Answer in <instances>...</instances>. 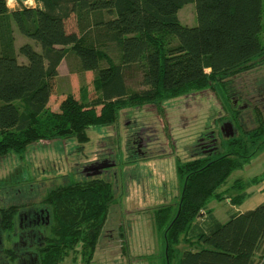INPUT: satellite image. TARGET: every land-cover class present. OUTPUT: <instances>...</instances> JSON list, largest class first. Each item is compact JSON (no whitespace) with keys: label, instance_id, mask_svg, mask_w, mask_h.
Returning <instances> with one entry per match:
<instances>
[{"label":"trees","instance_id":"1","mask_svg":"<svg viewBox=\"0 0 264 264\" xmlns=\"http://www.w3.org/2000/svg\"><path fill=\"white\" fill-rule=\"evenodd\" d=\"M34 1L26 6L18 0L9 8L0 0V154L23 153L43 138L85 141L88 128L112 125L122 108L207 88L218 93L237 124L227 80L264 64V0ZM191 2L197 19L192 25L178 17ZM15 28L26 39L18 45ZM69 54L79 71L93 73L96 96L87 103L68 95L49 111L58 68ZM255 118V128L238 126L216 154L176 162L179 203L154 209L156 235L148 245L156 249L160 243L153 264H173L179 242L188 245L179 264H264V201L239 211L245 191L225 199V221L210 207L232 171L264 150L262 113ZM263 179L264 170L250 182ZM160 180L159 192L167 186Z\"/></svg>","mask_w":264,"mask_h":264},{"label":"rangeland","instance_id":"2","mask_svg":"<svg viewBox=\"0 0 264 264\" xmlns=\"http://www.w3.org/2000/svg\"><path fill=\"white\" fill-rule=\"evenodd\" d=\"M21 1L26 5L25 0ZM7 5L14 8L18 0H13L12 5L7 0ZM178 17L183 23L195 24L194 3H187L179 9ZM15 35L17 45L26 40L20 37L16 28ZM27 41L30 40L27 38ZM77 67L70 54L62 60L49 99V111L56 110L68 95L87 103L96 96L90 82L93 73L79 71ZM227 81L234 89L252 81L264 84V64L256 62L254 67L238 72ZM228 99L231 105L230 96ZM223 102L213 88L196 90L155 104L122 108L112 125L88 128L89 139L85 141L76 136L43 138L29 142L23 153L9 151L0 154V198L3 199L0 204L5 205L8 196L16 194V190L29 193L37 200L52 189L49 193L55 194L56 198H52L51 209L57 227L53 228L44 258L42 254V264H86L85 261L87 264H153L160 243L157 240L156 249L148 245L156 235L152 220L154 209L179 203L181 182L176 174V162L193 158V144L198 132H205L211 125L218 129V122L227 114ZM244 122L248 124L246 120ZM138 132L146 141L145 151L141 154L133 151L131 143ZM125 134L130 138L128 153L123 147ZM73 146L78 150L77 154L67 153V149ZM258 151L251 161L232 171L220 187V196L211 200L210 207L221 221L228 218L226 209L229 206L225 199L245 191L247 195L235 207L237 210H248L264 201V179L260 183L250 182L264 170V150ZM109 153L120 169L112 167L108 172L92 177L81 173V163L93 162ZM131 162H137V168ZM114 170L118 180L137 179L143 188L148 187L146 193L159 192L160 179H165L167 186L161 191L165 200L144 197V193L138 192V200L123 201L121 207L122 191L112 179ZM121 170L127 176H123ZM152 172H158L159 177ZM174 179L176 182L170 184ZM238 183L241 187L235 188L234 184ZM184 248L188 245L183 242L175 245L171 255L173 264H179L180 252ZM51 255L54 258L51 259Z\"/></svg>","mask_w":264,"mask_h":264},{"label":"flooded vegetation","instance_id":"3","mask_svg":"<svg viewBox=\"0 0 264 264\" xmlns=\"http://www.w3.org/2000/svg\"><path fill=\"white\" fill-rule=\"evenodd\" d=\"M229 96L231 108L237 112V116H235L237 124L233 117L234 115H230L228 112L229 114H224L226 116L218 122V129L213 128V125H211L206 127L205 132H198L197 137L194 139L193 148L195 153H192V157L202 154L210 156L217 153L218 147L224 142V139L231 137L225 136V131L222 128L224 121H229L233 124L235 135L232 137H234L238 133V126L239 129H246L245 120L250 124L251 128H255L258 125L255 118L258 112L262 113L264 120V85L262 82L252 81L239 85L234 91L229 92ZM134 137L131 141L134 145L133 151L141 154L145 151L146 141H144L139 132ZM128 142H130V138L125 134L123 147L126 153H128L129 149ZM80 148L84 149L81 145ZM77 151L74 149V146L67 149V153L70 154L73 152L77 154ZM110 154L112 153L104 155L90 163H81V173L85 177H87V174L92 177V175H102L112 167L120 169V165L117 167L116 162L110 157ZM140 157L147 158L148 156ZM130 164H135V168L138 166L137 162H131ZM94 168H97L98 172L90 174ZM121 172L123 176H127L123 170ZM116 173V170L112 171V179L115 180L122 191L119 199L121 207L123 201L132 202L129 200H138V192L144 193V197H157L165 200V196L161 195V192L149 191L146 193L144 189H148V187L143 188L137 179L127 182L118 180L115 176ZM155 173L159 174L158 172ZM29 185L33 184L30 183ZM154 187L156 188V186ZM15 192L16 194L8 196V200L4 202L5 205L2 206L0 204V264H42V261L44 262L42 254L44 258L47 246L54 233L53 228L57 227L55 226L51 209L53 204L51 203L52 198H56V196L55 194L52 196L48 192L44 196L38 195L40 198L36 200L34 199L35 196H31L29 193L24 194L19 190ZM1 199L0 202L3 200ZM139 201L142 202V200ZM52 258L54 257L51 255ZM85 263L87 264V261Z\"/></svg>","mask_w":264,"mask_h":264},{"label":"water","instance_id":"4","mask_svg":"<svg viewBox=\"0 0 264 264\" xmlns=\"http://www.w3.org/2000/svg\"><path fill=\"white\" fill-rule=\"evenodd\" d=\"M222 128H223V131H225V136L226 137H232L233 135H235L234 133V127H233V124L229 121H224L223 124H222ZM97 168H94L93 171L90 173V174H95L97 173ZM89 175V174H87ZM185 189V185L183 186V191ZM182 191V192H183ZM179 212V211H178Z\"/></svg>","mask_w":264,"mask_h":264},{"label":"clouds","instance_id":"5","mask_svg":"<svg viewBox=\"0 0 264 264\" xmlns=\"http://www.w3.org/2000/svg\"><path fill=\"white\" fill-rule=\"evenodd\" d=\"M8 2H9V5H12L13 0H8ZM25 4L27 6H34V0H25Z\"/></svg>","mask_w":264,"mask_h":264},{"label":"crops","instance_id":"6","mask_svg":"<svg viewBox=\"0 0 264 264\" xmlns=\"http://www.w3.org/2000/svg\"><path fill=\"white\" fill-rule=\"evenodd\" d=\"M239 211H245V210H239Z\"/></svg>","mask_w":264,"mask_h":264}]
</instances>
